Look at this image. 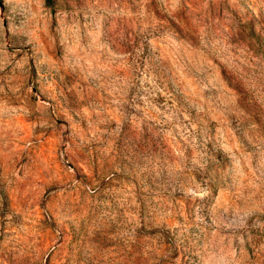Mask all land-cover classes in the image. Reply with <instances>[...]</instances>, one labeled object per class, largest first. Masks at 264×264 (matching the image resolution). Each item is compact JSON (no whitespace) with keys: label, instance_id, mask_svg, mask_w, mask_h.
I'll list each match as a JSON object with an SVG mask.
<instances>
[{"label":"rangeland","instance_id":"obj_1","mask_svg":"<svg viewBox=\"0 0 264 264\" xmlns=\"http://www.w3.org/2000/svg\"><path fill=\"white\" fill-rule=\"evenodd\" d=\"M0 264H264V0H0Z\"/></svg>","mask_w":264,"mask_h":264}]
</instances>
